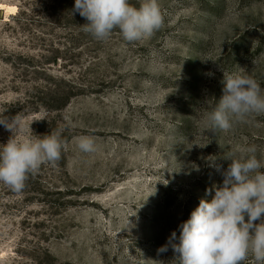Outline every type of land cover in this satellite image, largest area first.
<instances>
[{
  "label": "rangeland",
  "instance_id": "rangeland-1",
  "mask_svg": "<svg viewBox=\"0 0 264 264\" xmlns=\"http://www.w3.org/2000/svg\"><path fill=\"white\" fill-rule=\"evenodd\" d=\"M159 2L163 28L129 43L86 33L75 0H0V115L67 145L21 192L0 183V264H176L158 249L222 184L210 160L264 154V115L214 133L206 119L223 72L264 89V0Z\"/></svg>",
  "mask_w": 264,
  "mask_h": 264
},
{
  "label": "clouds",
  "instance_id": "clouds-1",
  "mask_svg": "<svg viewBox=\"0 0 264 264\" xmlns=\"http://www.w3.org/2000/svg\"><path fill=\"white\" fill-rule=\"evenodd\" d=\"M73 13L86 19L82 29L100 41L119 30L126 42H144L165 23L159 0H140L139 7L130 0H75ZM221 83L223 94L206 117L209 132H228L236 123L264 115V89L251 75L223 72ZM31 124L20 114L0 115V125L11 133L0 144V183L16 193L42 165L56 166L67 147L60 131L33 135ZM76 147L81 153L97 151L91 136L78 137ZM226 159L231 161L226 169L210 160L209 166L223 177L222 184L206 189L211 200L201 198L179 225V237L173 231L158 249L163 253L170 246L176 264H245L249 258L264 264V154L258 158L252 145Z\"/></svg>",
  "mask_w": 264,
  "mask_h": 264
},
{
  "label": "bare ground",
  "instance_id": "bare-ground-1",
  "mask_svg": "<svg viewBox=\"0 0 264 264\" xmlns=\"http://www.w3.org/2000/svg\"><path fill=\"white\" fill-rule=\"evenodd\" d=\"M3 6H4V5H3ZM8 7H10V6H7V8H8ZM14 9H15V7H14ZM2 10H3V9H2ZM6 11H7V10H6ZM7 12H8V11H7Z\"/></svg>",
  "mask_w": 264,
  "mask_h": 264
}]
</instances>
